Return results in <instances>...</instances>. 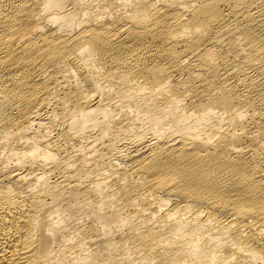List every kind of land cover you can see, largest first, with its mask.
Instances as JSON below:
<instances>
[{"label":"bare ground","instance_id":"obj_1","mask_svg":"<svg viewBox=\"0 0 264 264\" xmlns=\"http://www.w3.org/2000/svg\"><path fill=\"white\" fill-rule=\"evenodd\" d=\"M0 264H264V0H0Z\"/></svg>","mask_w":264,"mask_h":264}]
</instances>
